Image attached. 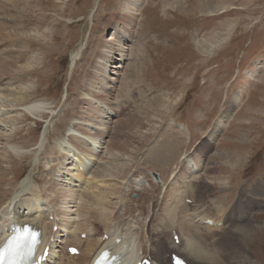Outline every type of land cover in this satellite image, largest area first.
Masks as SVG:
<instances>
[{"label": "rangeland", "instance_id": "374dc122", "mask_svg": "<svg viewBox=\"0 0 264 264\" xmlns=\"http://www.w3.org/2000/svg\"><path fill=\"white\" fill-rule=\"evenodd\" d=\"M13 1L0 0V58L12 59L18 56L22 47L31 46V50L25 51L23 55L27 61L36 62V70L23 75L20 80L31 85L38 84V99L19 108L20 112H15L13 116L22 114V118L27 115L28 119L20 125L23 131L18 141L26 139L31 149L39 148L36 157L39 167L35 168L32 159L23 160L10 167L6 178L16 176L19 184L21 179L33 173L39 180V186L44 190L47 188L45 191L48 192L51 183L55 182V190H50L48 201L59 198V217L54 219L51 216L49 223L66 222L68 219L75 224L80 221L76 216L77 205L70 203L72 197L62 200L59 195L69 190L72 191L71 196L76 193L80 195L86 185L77 182L76 174L77 171L80 174L86 171L82 168L78 170L71 160L65 162L66 156L73 157V153L68 154L66 149L70 147L83 160L90 161L88 169L93 173L102 163L112 161V155L107 153L111 144L118 155L121 153L119 143L128 141L127 151L133 153L136 159L128 155L125 159H116L115 163H126L137 170H131L132 174L124 178L123 182V179H118L112 180V183H117L118 188L124 182L129 183L126 189H121L122 193L132 200L139 199V205L145 204L144 208L136 210L138 227L145 229L146 217H139V212H148L146 207L153 199L152 194H142L143 189L151 190L152 183L160 185L153 197L161 199L171 183L163 189L161 178L165 169L161 161L156 158L147 165L143 155L154 142L173 145L171 139H165L179 137V130L187 126L189 136L185 138L182 135V141L178 140L175 144L181 147L177 149V154L181 156L180 167L175 172L171 170L168 176L179 173L186 182H190L191 179L183 172V159L188 155L197 157L204 151L207 165L200 176L203 175V179L209 181L210 188L201 200L211 202L213 208L206 216L223 225L219 220L223 219V212L227 210L225 216L233 217L229 222L239 226L230 231L234 235H241L239 239L242 247L231 259L245 264H264V0H145L141 9L137 8V3L129 0H42L41 3L40 0H31L32 3H39L42 11L38 8L22 9L25 2L13 7L9 4ZM126 2L138 11V16H134L136 23L131 28L132 37L123 46L128 56L124 55V63H120L119 57H116L111 67L122 65L124 68L117 74L108 73L104 77V58L113 44L118 45L114 33L116 30L124 31L123 26L128 27L122 10ZM42 17L44 22L40 23L38 20ZM25 65V62L18 64L21 67ZM106 78L111 79L108 80L110 85L107 81L102 82ZM105 90L107 93H103ZM94 98L105 101L114 109L108 133L102 136L103 149L96 145L99 157L86 155L80 147L78 151L70 139L72 134L85 138L79 128L87 129V126L82 125V120H91L93 117L91 111L99 105ZM157 102L158 105H166L159 108V112ZM34 106L45 108L40 111L46 115L41 118L30 114L28 109ZM100 106H105L104 102ZM0 110L8 113L6 108L1 107ZM146 119L151 120L155 132L148 133L150 139L148 142L144 140L147 142L144 144L139 138L144 136L146 130L138 127L140 120L145 121V125ZM70 121L80 123L77 128H68ZM15 127L0 124V131L8 134ZM97 128L100 133L103 131V127ZM88 129L87 133L94 137L95 127ZM59 132H65L64 142L61 140V144L56 145ZM46 134L48 139H44ZM94 138L96 144L100 143L99 137ZM43 140H46V146L40 148ZM139 144L141 149L136 151ZM210 145H213V149L209 150ZM3 149L5 147H0V151ZM101 150H104L103 154ZM74 157L78 160V156ZM176 162L174 160L173 163ZM200 168H203L202 163ZM91 173L83 174L87 183L92 177ZM230 174V190H224L223 185L209 179ZM92 184L97 185V182ZM0 187L8 190L6 183L0 182ZM196 195L200 194L196 192ZM186 196L188 199L183 203L191 206L190 212H194V200L188 194ZM241 197L244 208L239 210L235 205ZM251 199L262 203H253L249 201ZM81 202L79 199L77 203ZM214 202H220L224 207L221 214L213 207ZM131 207L136 209L133 204H130L129 209ZM163 214L161 212L160 217L164 218ZM250 217L252 227H246L244 223ZM156 226L157 223L151 224V230ZM53 232L60 234L62 241L66 240L68 233L64 232L61 225L58 229L55 226ZM91 233L87 229L79 237L85 241ZM173 233L179 237L183 234L176 229L169 230L165 237L166 243L173 241ZM199 233L205 235L211 248L218 246L213 243L215 235L210 237L209 232L203 230ZM224 236L227 237V234ZM100 237L108 241V235H104L103 231ZM57 244L59 248L56 251L62 250L67 257L68 249L60 242ZM220 261L221 264H233L225 258Z\"/></svg>", "mask_w": 264, "mask_h": 264}, {"label": "bare ground", "instance_id": "6f19581e", "mask_svg": "<svg viewBox=\"0 0 264 264\" xmlns=\"http://www.w3.org/2000/svg\"><path fill=\"white\" fill-rule=\"evenodd\" d=\"M41 1L42 0H40L39 2L41 3ZM129 1L130 2L134 1L135 3L138 4L137 8L141 9L145 0H129ZM22 3H24L23 6L21 7L22 9L24 8V9L34 10V8H38L40 11H42L39 8L40 4L32 3L31 0H14L9 4H12L13 7H15L18 4H22ZM57 9L59 8H56V10ZM15 10L19 11L21 9L16 8ZM122 10L124 13L123 17L126 19V23H127L125 25L128 27L123 26L124 31L116 30L114 33L115 40L118 45L116 46L113 44L111 50L108 51L107 57L104 58V61L102 63L104 77H106L108 73H111L110 75L114 73L117 74L120 69L124 68L122 65L111 67L112 63L115 62V60L117 59L116 57H119L120 63L121 62L124 63V61L126 60L125 56H128L124 53L123 46L132 37L131 33L133 31L131 28H132V24L134 23L133 25H135L136 23L134 16H138L137 15L138 11L132 8V6L127 2L123 4ZM41 16L44 17V14H42ZM43 17L38 20L40 23L44 22ZM36 28L38 29L39 27ZM127 28H129L130 30H128ZM133 34L135 35V32ZM33 38L37 40L40 39L38 36L36 37L33 36ZM21 50L19 51L20 53H22L21 56H19L20 53H18V56L12 57V59L6 60L0 58V96H1L0 108L3 107V109L6 108L8 110V113H5V111L0 110V124H4V125L11 124L12 126L16 125V127L13 128L8 134L2 133L0 131V147H5V149L0 151V182L6 183V187L8 188V190H5L0 187V199H1L0 200V246L4 242V238L8 234L11 225L30 223L32 225H36L37 228H40L42 230L43 241H41L40 253L44 254L46 248H50V254L46 264H90L93 258H95L104 248L111 249L114 254H117L118 252L121 255L120 264H136L142 258H147V257H150L152 259L153 264H171L170 255L172 253L180 254L190 264H212L213 261H214L213 264H221L220 261L221 258H225L228 262L229 260H231L233 264L246 263L242 261H233L231 259L235 257L236 254H238L242 249L239 239L241 235L240 234L234 235V233L230 231L231 228L237 226V225L234 226L233 223L229 222L230 219L233 217L225 216L227 210H225L226 213L223 212L224 207L221 206L220 202H214L213 207L220 212L219 214L223 212L222 215L223 219L219 220L223 222V227L222 226H221L222 228L219 227V225L216 224L215 222L216 220L214 221L210 217L206 216L207 213L213 210V208H211L212 207L211 202L206 203L205 201L201 200V198L202 199L204 198L205 192H207L210 188V186L208 185L209 181H207L206 179L204 180L203 175L200 176V174L203 172L205 168V165H207L206 157H204L206 154H204V151L201 152V154L199 153L197 157H194V155L192 156L188 155L183 159L182 162L183 172H185V174L188 175L189 177L188 179H191L190 182H186L185 181L186 179L182 178L179 175V173L178 174L175 173L173 177L172 175L168 176L167 174L171 170H173V172L177 171L178 168L180 167L179 161L181 156L177 154V149H180L181 147H177L175 144L176 141L178 140L182 141L181 139L182 135L185 138L189 136L188 135L189 128L187 126L184 130L183 129L182 131L179 130V137L173 139L170 137L165 139V140L171 139L173 145L167 146V145H163L164 142H154L153 144H150L148 146L149 148H147V151L144 150L146 152V155L145 154L143 155L144 156L143 161H145L147 165H150L153 159L158 158L165 169L164 170L165 174L162 175L163 178H161L164 187L163 189H165L168 183H171V185L166 189L164 196L161 197V199L153 197L154 193L159 191L158 187L160 185L152 183L151 190L150 189L147 190L145 188L143 189L142 194H146V193L152 194L151 198L153 199L148 205V207H146L147 210L149 209L148 212L145 211L139 212V217H146L144 223L145 229H143V227L141 228L138 227L139 218L138 216H136V212H138L136 211L137 208H142V207L144 208L145 204L139 205V203L137 202L139 201V199L132 200L131 198H128L124 193H122L121 189H126L129 183L124 182L123 185L119 188L117 186V183H112L113 182L112 180L117 181L118 179H123L122 180L123 182L124 178L132 174L131 170L132 171H134V169L137 170L136 168H134V166L129 167V164L126 163L125 164L115 163L116 159L118 160L119 158L125 159L126 156L128 155H129L128 157H132V158L135 157L133 153H128L127 151L128 141L127 142L121 141L119 143V148L121 153H118V155L114 153V149H113L114 146L111 144L110 148H107V153L112 155L113 157L112 161L102 163L95 169L93 173H91V171L88 169L91 163L90 161L86 162L87 160H83L82 156L80 157L79 153L77 154L76 152L74 153V151L70 147H68L67 149L64 147L68 154L73 153L72 158L71 157L68 158L69 155L65 157V162L71 160V164H73L74 167H77L78 170L82 168L84 172L86 171V173H81V174L78 173L77 171L76 174V179H78L77 182H81L84 185H86V187L84 186L85 187L84 191L80 195L76 193L71 196L72 191L70 190L66 191L65 189L64 190L67 193L61 194L59 192L61 194L59 195V197L62 200L63 198L66 197L69 198L72 197L69 200H71L70 203H75L77 205L76 216L80 218V221H78L77 223L75 222L74 224L72 220L73 223L72 224L71 221L67 219L66 222L60 221V223L54 222L50 224L49 219L51 216H54V219H56V217H59V209H58L59 198H56V200L54 198V200L48 201V198L50 196V190L54 189L53 184L55 182L51 183V188L49 189L48 192L45 191L47 188L44 190L39 186L40 184L39 180L33 175V173H30L25 179H21L22 181H20L19 184H17L18 181L15 178L16 176L13 178H6V176L10 172L9 171L10 167L13 166L14 164L21 163V161L23 160L30 161L29 159H32L33 160L32 163H34L35 168L39 167L38 166L39 164L37 163V159H36L39 148L37 147L36 149H31L29 145L30 143H28L29 141L26 142L25 138H24L25 140L18 141L19 138H21L20 135L21 132L23 131L20 125L24 122V120L28 119L27 115H24L22 118L20 117L22 116V114L20 115L17 114L16 116H13L15 112H20L19 108L26 107L28 103H30L31 101L38 99V97H36L38 96V92L36 91L38 84L34 83V85H31L23 82L24 80L23 81L20 80V77H22L23 75H29L30 73H32V71L35 72L36 70L34 66L36 62L34 63L32 61H27L28 59H26L23 55L25 51L31 50V46H24L22 47ZM101 55L102 54H100V56ZM23 62L26 63L25 66L22 67L18 66L19 63H23ZM109 62L111 64L108 70ZM6 80H8V82L4 83ZM108 80L110 81L111 79L106 78L102 80V82L107 81L109 84ZM15 83L17 85L13 86V84ZM98 83L92 82V84H96V85H98ZM103 93H107L106 90L103 91ZM159 98L160 97L155 99V102ZM94 99L95 102L97 100V103L99 105L97 106L96 109H93L91 111L93 117L91 118V120H85V121L84 119L82 120L83 122L82 125L87 126V129L79 128L80 134L85 136V138H81L77 135L72 134V137L70 139L74 143L75 146L74 148L77 149L78 151H80V148H82L84 150V153H86V155L90 154V156L99 157L96 151L98 150V147H96V145H98L101 149H103L102 140L104 138H102V136L108 133L109 130L108 125L111 124L109 123V121L111 119L112 114H114V109L113 107H111V105H108L105 101L97 98ZM102 102H104L105 106H100ZM158 103L159 102L156 103L157 104L156 107L158 109L157 112L161 111V109L159 108H163L166 106V105H158ZM99 107H101V109H99ZM34 109L36 110L33 112ZM42 109L45 108L34 106L32 109H28V111L30 112V114H32L35 117L38 116L43 118L46 114L40 111ZM150 121L151 120L146 119L147 123L145 125H144L145 121L141 122L140 120L139 122L138 128L140 129L142 128L146 130L144 136L141 135V137L139 138V140L144 144H147L148 140L150 139L147 136L148 133L150 132L152 134L155 132L151 126ZM79 123L70 121L68 128L72 126L76 127L78 126ZM91 126L95 127V133L93 134L94 137H99L100 143L98 144H96L95 138L91 137L90 133H87L89 132L88 128ZM143 126H146V128H144ZM97 127H103V131L100 133ZM80 129L84 131H80ZM66 130L68 129L66 128ZM47 134L44 139H48ZM64 134L65 132L58 133L59 139L56 145L61 144V140L62 141L64 140L65 137ZM144 140H147V142H144ZM45 142L46 140H43L41 142L40 148L43 147L45 148L46 146ZM138 149H141L140 144L137 147L136 151H139ZM208 149L209 150L213 149V145H210ZM101 151L103 154L104 150ZM74 156H78V160L75 159ZM134 159H136V157ZM174 160H177L175 164L173 163ZM200 163H202L203 168H200ZM88 173H91L92 175L89 183H87V180L83 177V174H88ZM231 174L230 176L227 177L216 176L215 178L211 177L209 179L211 182L213 180L215 183L217 182L220 185H223L224 190H227L228 188L231 189V185L229 186L231 181ZM200 178L203 179L201 182L199 181L195 182V180H198ZM164 179L166 180L165 182ZM170 179H172V182ZM91 182L92 183L97 182V185L92 184ZM98 182H100L101 185H98L99 184ZM72 184L73 182L70 183V186H72ZM226 185H228V187ZM75 187L78 188L79 186L75 185ZM59 189L63 190L61 188ZM195 191L200 195H196ZM161 194L163 193H160V195ZM186 194L191 196L192 199L194 200L193 202L195 204L194 212H190L191 206L183 203L184 200L188 199ZM77 195L79 197L78 199L76 198ZM79 199L82 201L81 203H77ZM111 199H113V201ZM242 200L243 197L239 198L235 205V207L239 208V210L244 208V204ZM249 201L253 203L255 202L262 203L261 201H257L254 199H251ZM70 203H68V205H70ZM130 204H133L136 207V209L134 207H131V209H129ZM112 206H116V208L114 207V209H112ZM117 206L119 208H117ZM132 210H134L135 212H132ZM161 212L164 213L163 214L164 218L160 217ZM230 215L233 214L231 213ZM250 219L251 217L244 223L246 227H252L251 225L252 221ZM208 220H212L216 224L215 226L216 228L210 227L208 225H203ZM150 223L151 224L157 223L156 228L153 227V230H151ZM59 225H61V228L64 230V232L68 233L65 241L64 240L62 241L60 239V234H54L53 232L54 227ZM87 229L89 233L91 232L93 233L89 234V237L84 241L79 236L86 233ZM171 229H176L183 233L182 237H180L179 245H177L174 241L169 244L166 243L165 241L166 234ZM198 229L209 232L208 234L210 235V237L211 235H215V238L213 239V243L214 244L216 243L218 246H213L211 248L210 247L211 245L205 239V235L202 236L201 234L203 233L200 232L201 233L200 234L199 233L200 230ZM225 229H227L228 231ZM102 231L104 235H108V241H104L100 237ZM186 233H188L189 236H185ZM224 234H227V237L224 236ZM174 235L176 234H173L172 238L174 237ZM52 238H54L55 241L52 242L51 241ZM118 238L121 239L120 243L116 242ZM58 242L63 244L66 247V249H69L70 247L78 248L80 254L78 256H71L69 253H67V257L64 256L62 250L56 251L59 248V245L57 244ZM247 263L253 264L251 262H247Z\"/></svg>", "mask_w": 264, "mask_h": 264}, {"label": "snow or ice", "instance_id": "6c2138e0", "mask_svg": "<svg viewBox=\"0 0 264 264\" xmlns=\"http://www.w3.org/2000/svg\"><path fill=\"white\" fill-rule=\"evenodd\" d=\"M71 251L75 252V249H72ZM0 259H2V257H0Z\"/></svg>", "mask_w": 264, "mask_h": 264}]
</instances>
